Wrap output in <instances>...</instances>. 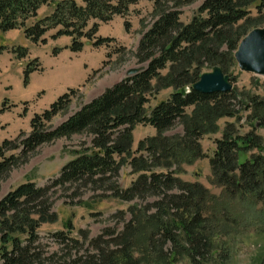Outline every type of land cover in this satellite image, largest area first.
Returning a JSON list of instances; mask_svg holds the SVG:
<instances>
[{
  "label": "trees",
  "instance_id": "trees-1",
  "mask_svg": "<svg viewBox=\"0 0 264 264\" xmlns=\"http://www.w3.org/2000/svg\"><path fill=\"white\" fill-rule=\"evenodd\" d=\"M138 1L0 0V32L20 29L31 42L41 44L46 43L45 33L53 29L52 39L67 36L70 52H80L84 41L95 47L110 41L96 36L98 22L126 15ZM150 1L159 14L134 53L144 63L141 70L104 88L54 125L52 120L67 114L77 92L68 88L31 116L29 132L1 141L0 180L45 143L74 134L90 137L57 177L45 185L22 182L1 197L0 264H175L185 257L191 264H209L228 258L218 236L237 229H264L261 136L254 131L240 133L234 122H227L222 136L214 140L211 156L200 146L203 136L218 131L220 119L239 121L242 104L252 108L250 118L261 119L264 126V98L243 103L232 91L207 94L192 87L205 66L227 72L252 22L250 6L264 13V0H204L199 13L186 24L180 22L179 7L195 0ZM42 5L52 10L39 18ZM5 49L0 46V53ZM11 50L18 59L29 52L19 45ZM41 70L37 58L28 61L22 71L23 84H28L31 72ZM167 87L173 88L170 95L147 108L150 97ZM136 124L151 125L155 135L140 140L132 150ZM177 126L180 133H168ZM253 150L258 152L240 160L242 153ZM202 157L208 159L212 184L221 188L219 197L201 182L177 176L182 163ZM124 165L136 177L121 189L116 179ZM61 188L73 190V195L81 188L101 191L100 196L110 191L120 200L136 202L128 206L130 218L122 229L108 226L93 238L83 229L80 238L71 237L74 227L68 221L67 231L50 235L59 247L49 251L38 226L56 219L53 197ZM124 214L119 211L111 218L119 222Z\"/></svg>",
  "mask_w": 264,
  "mask_h": 264
},
{
  "label": "rangeland",
  "instance_id": "rangeland-1",
  "mask_svg": "<svg viewBox=\"0 0 264 264\" xmlns=\"http://www.w3.org/2000/svg\"><path fill=\"white\" fill-rule=\"evenodd\" d=\"M203 2L204 0H195L179 7L180 22L189 23L192 17L199 13L198 8ZM249 9H251L252 22L246 27L247 33L254 28L264 27V13H258L254 4ZM158 14L150 0H140L131 4L126 15H116L109 21L98 22L99 30L96 36L112 38L110 41L99 47H95L88 40L84 41L85 46L80 52L71 53L64 40L61 39L54 41L48 37L46 43L35 44L22 33L16 34L12 31L14 35L11 37L6 34L0 35V45L6 43L4 46L9 48L19 45L27 47L29 50L25 58L18 59L13 56L10 65L8 60V64H6L5 55H0V143L3 138L14 139L20 131L29 132L31 116L40 112L41 106L46 104L56 92H59L58 90L63 91L67 87L66 78L68 76L70 79L67 84L72 85L70 88H75L77 92L73 96L67 114H59L52 120L54 125L62 122L81 104L100 95L104 88L117 83L133 70L143 67L144 63L138 62L134 53L139 45V40ZM126 24L128 29L125 28ZM8 39L10 40L8 41ZM55 49H57V53H53ZM57 54H59L57 57H53ZM35 57L40 65L45 66V70L42 73H33L30 83L23 86L22 71L28 61ZM211 69V66H205L202 68V72L206 73ZM165 71L163 70L162 73ZM226 71L232 77L231 91L243 103L250 102L251 99L261 100L264 98V76L241 70L236 61ZM6 82L10 84L7 89L4 86ZM41 88H45V90H38ZM36 90L38 92L34 96H28L35 93ZM172 91L173 88L167 87L151 96L147 108L166 99ZM43 94L44 98L39 101ZM26 96H28V100H22L25 98L21 97ZM241 107L238 114L241 118L239 121L231 117L222 118L217 122L219 129L216 133L201 138L200 146L207 157L212 155L215 148L214 140L222 136V130L227 122H234L240 133L254 131L256 135L261 136L264 144V126L261 125V119L250 118L252 117L249 116L252 113V108L247 110L243 104ZM180 132L181 126H177L168 133ZM132 134L131 148L135 150L140 140L155 135V129L151 125L136 124ZM84 141L89 142L90 137L74 134L71 138L60 137L37 148L25 163L16 166L0 180V200L5 193L22 182L32 180L38 185H45L48 179L57 177L62 166L75 158L76 150L80 149L81 143ZM257 152L253 150L242 153L240 160L242 161V159L248 158L251 153ZM207 157L197 158L191 163H182L177 176L186 181H199L210 193L219 197L222 193L221 188L211 182ZM135 177L136 175L131 173V168L124 165L116 179L117 184L121 189L126 188L134 181ZM72 191L65 192L62 188L57 191L53 197L55 199L52 205L56 219L44 221L38 226L41 240L43 243L49 244L47 248L49 251L57 250L59 247L56 242L52 241L50 235L55 232L67 231L65 225L68 221L74 227L71 237L80 238L79 231L83 229L89 232L90 238H93L108 226L117 227L118 230L122 229L123 223L130 218L128 206L136 202L120 200L111 196L110 191H106L104 196H100L102 195L101 191L94 192L86 188H81L76 195H73ZM119 211H124L125 214L118 222L113 220L111 215ZM217 239L221 242V247L227 251L228 258L225 261L216 259L209 264H264V229L257 230L255 227L244 230L237 229L228 235L218 236ZM175 264L191 263L185 257Z\"/></svg>",
  "mask_w": 264,
  "mask_h": 264
},
{
  "label": "water",
  "instance_id": "water-1",
  "mask_svg": "<svg viewBox=\"0 0 264 264\" xmlns=\"http://www.w3.org/2000/svg\"><path fill=\"white\" fill-rule=\"evenodd\" d=\"M234 55L241 70L264 76V27H257L248 32L241 39ZM142 68L133 70L127 76L133 75ZM231 80L232 77L229 74L222 71L219 66H214L209 72L202 73L192 87L207 94L225 93L232 90Z\"/></svg>",
  "mask_w": 264,
  "mask_h": 264
},
{
  "label": "crops",
  "instance_id": "crops-1",
  "mask_svg": "<svg viewBox=\"0 0 264 264\" xmlns=\"http://www.w3.org/2000/svg\"><path fill=\"white\" fill-rule=\"evenodd\" d=\"M77 3H81L82 2V0H75ZM81 1V2H80ZM51 10H52V7L51 6H49V5H42L41 7H40V9L37 11V16L40 18V17H43L44 15H46V14H48V13H50L51 12ZM12 31H14L16 34H18V33H22L23 34V32L20 30V29H10V31H6V32H0V35H3V34H6L7 36H9V37H11V36H13L14 35V33L12 32ZM56 31L55 30H49L47 33H45V35H44V38H48V37H51V35L52 34H54ZM49 35V36H48ZM57 39H61V40H64V43H65V45L68 47L69 46V43H70V38L69 37H67V36H60V37H58V38H56V39H53L54 41H56ZM10 39H8V41H9ZM12 42V41H11ZM47 42V41H46ZM10 43V42H9ZM6 43H2V45H0V46H3V47H6V46H4ZM13 46H11V48H12ZM11 48H9V47H6V49L5 50H3L1 53H0V55H5V58H6V64H8V62H9V65L11 64V59H12V57L14 56L15 57V55H14V53L12 52V50H11ZM72 53V52H71ZM59 54H57L56 56L54 55L53 57H57ZM35 58H37V57H35ZM7 60H8V62H7ZM11 61V62H10ZM41 66H42V70L41 71H33V72H31L30 74H29V82H28V84L30 83V78H31V75L33 74V73H42L44 70H45V66H43L42 64H41ZM68 76V75H67ZM69 79H70V77L68 76L67 78H66V80H67V82H69ZM23 81V80H22ZM67 82H66V85H67V87H65V89L63 90V91H61V90H58L59 92H56L55 94H54V96H52V98L46 103V104H43V106H41L42 107V109H41V111L40 112H42L43 111V109H45V108H47L48 107V105L51 103V102H53L57 97H58V95H60V94H62V93H64L65 92V90L67 89V88H70V87H72V85H68L67 84ZM7 84V85H6ZM23 84V83H22ZM27 84V85H28ZM8 85H10L9 84V82H6L5 83V88L7 89V86ZM26 85V86H27ZM23 86H25L24 84H23ZM45 90V88H41V89H38V90ZM38 90H36L35 91V93H32V94H30V95H28V96H34L37 92H38ZM45 92V91H44ZM46 93V92H45ZM28 96H26V97H21V98H25V99H22V100H28ZM44 98V94L41 96V100L39 99V101H42V99ZM48 104V105H47ZM40 112H37V113H40ZM3 139H5V138H3ZM2 139V140H3Z\"/></svg>",
  "mask_w": 264,
  "mask_h": 264
}]
</instances>
